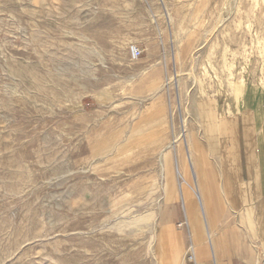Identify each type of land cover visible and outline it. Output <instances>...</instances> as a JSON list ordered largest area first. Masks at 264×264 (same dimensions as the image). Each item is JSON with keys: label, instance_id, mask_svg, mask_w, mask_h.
I'll return each mask as SVG.
<instances>
[{"label": "rangeland", "instance_id": "obj_1", "mask_svg": "<svg viewBox=\"0 0 264 264\" xmlns=\"http://www.w3.org/2000/svg\"><path fill=\"white\" fill-rule=\"evenodd\" d=\"M224 1L0 0V264H170L198 171L264 180V0Z\"/></svg>", "mask_w": 264, "mask_h": 264}, {"label": "crops", "instance_id": "obj_2", "mask_svg": "<svg viewBox=\"0 0 264 264\" xmlns=\"http://www.w3.org/2000/svg\"><path fill=\"white\" fill-rule=\"evenodd\" d=\"M224 149H227V146L225 148L222 144L221 152L225 151ZM216 162V166L218 164L221 166L216 173H220L223 178L219 185L215 183V174L209 166H204V178H202L201 172L198 171L200 186H198L197 179L195 183L196 192L203 191L206 207L209 210L210 216L206 213L204 215L202 213L200 217L198 215L195 216V214L188 215L187 204L189 207H192V212H194L195 207H193V203H199L202 200L201 197L198 198L199 200H196L197 198L195 200H183L182 220L180 219V222L177 220L174 221L175 223L178 222V225L174 224V227H172L173 230L167 238L170 244L167 247L169 263L264 264V246L262 245L264 235L261 238L259 235L260 231L256 226L255 230L252 231V242L249 243L250 245H247L245 242V235L247 236L246 231L243 228L241 232L238 227L235 230L233 226L228 225L230 221L227 211V207L229 206L246 207L243 202V193L247 192V201H249V204L252 203L254 207L264 208V180L261 178V174L257 173V161H254L255 163L244 162L246 170L252 174L250 180L246 179L244 181V177L241 178L244 182H248L249 180V186H243V188L234 187V185H237L239 179L232 175L233 165H231V162L222 163L218 159ZM224 180L228 182L226 184L229 187L227 190ZM231 185L233 186L231 187ZM217 207H220L221 211L215 214L214 210ZM195 210L197 212V207ZM257 218L258 222L263 224L264 211L260 210ZM244 227L246 228V226ZM262 229L261 231H264V226Z\"/></svg>", "mask_w": 264, "mask_h": 264}, {"label": "bare ground", "instance_id": "obj_3", "mask_svg": "<svg viewBox=\"0 0 264 264\" xmlns=\"http://www.w3.org/2000/svg\"><path fill=\"white\" fill-rule=\"evenodd\" d=\"M161 2L163 1V4L166 6V9H167V11H168V16H169V19L171 20V21H173L174 20V18L172 17V15H171V13H170V11H169V9H168V6L164 3V0H160ZM237 3H238V0H225L224 1V3H223V5H222V8H221V12H220V14H219V16H218V18H217V20H216V23H215V25H214V28H218V27H221V26H223V24L228 20V19H230V17H231V14H233V12L236 10V6H237ZM189 22V21H188ZM191 23V22H190ZM192 24H193V22H192ZM214 28H213V30H214ZM212 30V31H213ZM211 31V32H212ZM210 34V33H209ZM211 35V34H210ZM179 37H181L180 35L178 36L177 35V33H176V31H175V33H174V41L177 43V41H178V38ZM184 50V49H183ZM263 50V49H262ZM264 51V50H263ZM193 56V55H192ZM193 64V63H192ZM192 70V69H191ZM177 77V76H176ZM172 78V77H171ZM170 78V79H171ZM174 79V78H173ZM175 80V79H174ZM183 121H185V120H183ZM185 127V126H184ZM185 133H186V135H189V132L187 131V129H186V127H185V129L183 130ZM163 151V150H162ZM165 152V153H164ZM163 153V155L166 157L167 155H168V150L166 149L165 151H164ZM189 162H190V165L193 167V165H194V159H193V157L191 156H189ZM162 164V163H161ZM163 166V165H162ZM161 166V169L163 168ZM163 170V169H162ZM176 171H177V173L179 172V170L178 169H176ZM161 172V171H160ZM163 172H164V170H163ZM162 174V173H161ZM164 176V175H163ZM163 176H161V177H163ZM244 184L246 185V187H248L249 186V181L248 182H244ZM150 195H151V193L150 194H148L147 196H146V198L147 199H151V197H150ZM195 196H197L198 198L199 197H201V199L202 200H200V207H201V209L198 207V203H193V207H197V212H196V210H195V208H194V212H192V207H189L188 206V204H187V212H188V215L189 216H191L192 214H195V216H202V213H203V215L206 213L208 216H210V214H209V210H207V207H206V202H205V196H204V194H203V191H198V192H196V190H195ZM195 199H196V197H195ZM197 200V199H196ZM150 203V202H149ZM184 203H186V201H184ZM131 213V212H130ZM155 216H156V212H155V210L154 209H152V210H149V212L146 214V216H145V219H152L153 221H152V224H154L153 225V227H155L156 225H157V220H155ZM207 216V217H208ZM143 216H137V217H132V218H129L128 220H124V221H121V223L120 224H134V225H137L138 223H139V220H144L143 218H142ZM245 220V224H246V227H248V228H250L251 229V231H253L254 230V226H255V224H256V222H255V220L253 221V222H251L250 220H248L247 218H246V216H244V217H242V221H244ZM165 224V223H164ZM163 225V224H162ZM161 225V226H162ZM171 225V224H170ZM245 226V225H244ZM263 226H264V222H263V224H261V226L259 227V231L261 232V234H260V232H259V235L261 236V237H263V235H264V231H261V229L263 228ZM168 227V226H167ZM261 228V229H260ZM263 230V229H262ZM156 236V235H155ZM154 236V237H155ZM158 236V235H157ZM207 241V240H206ZM205 242V241H204ZM154 244H155V241L153 242ZM159 244V243H158ZM262 245L264 246V243H263V241H262ZM195 246V245H194ZM156 248V247H155Z\"/></svg>", "mask_w": 264, "mask_h": 264}, {"label": "built area", "instance_id": "obj_4", "mask_svg": "<svg viewBox=\"0 0 264 264\" xmlns=\"http://www.w3.org/2000/svg\"><path fill=\"white\" fill-rule=\"evenodd\" d=\"M129 55L131 59H137L141 55V50L135 44H132L129 46Z\"/></svg>", "mask_w": 264, "mask_h": 264}]
</instances>
